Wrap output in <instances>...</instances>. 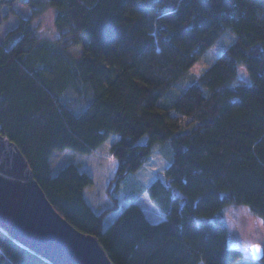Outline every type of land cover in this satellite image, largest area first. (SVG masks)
<instances>
[{
	"label": "trees",
	"instance_id": "16d2710c",
	"mask_svg": "<svg viewBox=\"0 0 264 264\" xmlns=\"http://www.w3.org/2000/svg\"><path fill=\"white\" fill-rule=\"evenodd\" d=\"M47 6L57 8L55 39L33 25ZM3 8L18 23L0 43V133L21 149L55 209L96 235L114 264L241 259L223 217L246 206L264 221V0H0ZM228 30L235 41L184 82ZM242 66L250 82L238 81ZM112 135L113 204L96 212L85 194L93 176L73 163L53 174L51 158L92 154ZM156 144L170 162L146 187L165 214L153 222L136 201L121 209L117 193ZM0 264L51 263L0 226Z\"/></svg>",
	"mask_w": 264,
	"mask_h": 264
},
{
	"label": "rangeland",
	"instance_id": "374dc122",
	"mask_svg": "<svg viewBox=\"0 0 264 264\" xmlns=\"http://www.w3.org/2000/svg\"><path fill=\"white\" fill-rule=\"evenodd\" d=\"M16 9L20 15H31V9L24 4L16 3ZM56 13L57 8L47 6L40 16L34 18L33 25L40 37L55 39L59 36L54 23ZM0 20H2L0 26L1 43L4 42L6 33L17 25L18 19L17 16L8 12L7 8H3L0 10ZM235 36L236 34L230 30L224 33L190 68L189 76L185 78L184 82L191 81L195 76L201 74L213 64L226 51L227 47L235 41ZM80 51L79 49H75L71 51V54L74 55V58H77L80 55ZM237 79L240 82H250V75L243 66L240 68ZM74 95L72 88H69L67 96L72 97ZM118 138L117 135L110 136L99 148L89 155L66 149L55 152L51 158L53 174H57L63 167L73 163L93 176L94 184L86 189L85 194L87 201L96 212H101L113 204L107 195V188L109 181L114 177L117 165L116 160L111 154V146ZM147 141L148 136H144L142 142ZM153 149L154 152H152L149 161L142 168L130 175L129 179L120 186L117 196L121 203V209L129 205L133 200L143 207V210H145L151 220L160 221L161 218H165V214L152 201L146 191V187L169 165L170 157L169 152L162 144H156ZM117 215L118 212L108 215L105 219V226ZM223 220L229 229L230 244L233 247L241 249L244 254L234 264H264V255L259 260L252 258L251 247L259 244L264 252V224L261 219L254 216L246 206H233L226 210Z\"/></svg>",
	"mask_w": 264,
	"mask_h": 264
},
{
	"label": "water",
	"instance_id": "95a60500",
	"mask_svg": "<svg viewBox=\"0 0 264 264\" xmlns=\"http://www.w3.org/2000/svg\"><path fill=\"white\" fill-rule=\"evenodd\" d=\"M0 226L51 264H114L96 235L78 230L55 209L21 149L2 133ZM251 247L252 258L262 259L261 245Z\"/></svg>",
	"mask_w": 264,
	"mask_h": 264
},
{
	"label": "crops",
	"instance_id": "0c3cea01",
	"mask_svg": "<svg viewBox=\"0 0 264 264\" xmlns=\"http://www.w3.org/2000/svg\"><path fill=\"white\" fill-rule=\"evenodd\" d=\"M143 208V207H142ZM145 211V210H144ZM146 213V212H145ZM147 215V214H146ZM148 217V216H147ZM149 218V217H148ZM150 219V218H149ZM163 218H161L160 220H162ZM151 220V219H150ZM151 221H153V222H157V221H155V220H151ZM159 221V220H158Z\"/></svg>",
	"mask_w": 264,
	"mask_h": 264
},
{
	"label": "snow or ice",
	"instance_id": "6c2138e0",
	"mask_svg": "<svg viewBox=\"0 0 264 264\" xmlns=\"http://www.w3.org/2000/svg\"><path fill=\"white\" fill-rule=\"evenodd\" d=\"M262 223H264V221H262ZM258 247V246H257Z\"/></svg>",
	"mask_w": 264,
	"mask_h": 264
}]
</instances>
